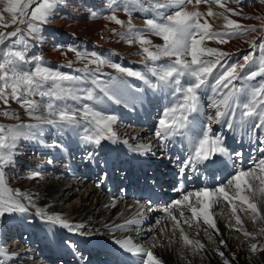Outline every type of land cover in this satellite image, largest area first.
<instances>
[{"label": "bare ground", "instance_id": "6f19581e", "mask_svg": "<svg viewBox=\"0 0 264 264\" xmlns=\"http://www.w3.org/2000/svg\"><path fill=\"white\" fill-rule=\"evenodd\" d=\"M78 1L73 0L71 2L75 9L71 10L74 20L67 19L65 21L60 18L56 20L55 32L61 35L64 41L76 42L83 40L86 42L84 38L87 36L92 40V42H89L90 47L101 49L109 47L116 49L118 52L121 51L120 53L125 52L119 62L124 63V60H132L135 63H142L144 69H147L145 65H148V63L143 64V60L147 58L143 53L138 54L140 53L139 46L131 48L123 46L125 43L122 42V39H120L122 46L103 44L102 38L107 34L109 38H112L110 30L115 29L116 26L109 25L110 23L106 24L104 20L96 25L90 24L85 20V14L82 10L85 4L78 3ZM100 2L102 0L95 1L94 10L98 9ZM221 2L225 5L224 8L220 7L215 0H209L208 3L199 5L194 0L185 8L183 6V11H199L202 14L198 18L199 22H207L212 27L209 28L210 31L215 33H223L219 29H226L225 16L241 24L254 25L257 31L244 40L234 37L223 41L219 38L210 40L206 38L202 44V47L217 48L219 51L232 54L227 58L229 65L235 62L242 63V57L245 54L255 52L256 56L259 53L258 46L253 48L254 41L257 45L264 42V0H221ZM109 5L108 2V5L103 9H108ZM225 8L232 9L241 15H232L230 12H226ZM209 9L215 15H209ZM99 10L101 9L99 8ZM244 17L251 18L246 19ZM103 22L105 23L104 28L102 27ZM22 26L17 21L16 25L8 32L15 31L17 27ZM9 39L0 44V60L3 55L2 48ZM153 40L155 43L158 42L156 39ZM161 43L159 41L157 44ZM54 45H56L54 41H50V45H41L39 55L52 61L59 60L60 53H54ZM203 58L210 59L211 57L205 56ZM161 59L170 61L169 58ZM171 59H174V57ZM163 61L161 63H166ZM254 65L250 63L240 73V76L242 78L246 77ZM121 75L124 74L121 73ZM261 79H264V77ZM237 82H235V86L239 88L240 85ZM243 84L239 105L241 111L246 98L250 99V97H247V90L257 83L246 80V83ZM125 89L127 97L122 99L121 103L115 104L105 100L99 106L101 110L105 111L106 115L117 116L116 123L112 125L116 137L115 142L104 141L99 148H96L95 151L98 155L91 162H86L84 159L85 152L92 150L91 147L83 145L78 137V132L71 127L63 132H58L51 126L43 124V133L36 140L27 137L29 129L22 128L19 129L21 139L16 143L18 147L14 150L4 149L7 157L9 152L14 156L12 165L5 169V187L11 190L13 196H15V191L19 189L21 193L20 202L23 205H31V210L33 208L35 211L39 210L44 215L42 217L59 216L72 225L82 224L84 226L82 229L83 235L73 234L64 228L68 235L75 239V246L69 251V259L62 261L61 264H113V262L114 264H144L149 251L153 252V255L162 261V264H223L219 252L224 253L230 264H264V250H260L264 246V241L259 238L260 235L264 238V232L261 231V229H264V194H259L258 183L260 180L258 182V179L255 180L254 178L252 181L254 192L245 193L252 202L258 205L261 216L255 219L250 210H246V205H241L239 201L235 200L230 203L221 197L220 202L210 209L215 228L206 225L202 216L193 219L188 207L184 205L174 206L172 203L176 199H182V196L188 192L198 191V188H192L181 196L177 193L174 184L169 185L168 207L163 210L160 206H151V210H149L148 202L141 197L138 189L145 184L151 185L153 182L162 186L165 179L172 178L175 173L178 174L179 156L176 155V150L180 148L174 149V143L171 141L164 150V156H161L159 152L161 141L155 136V130L158 127L159 106L166 102L162 90L159 88L152 89V91L148 89L149 92L143 95L131 86L130 81L125 84ZM168 92L172 95L173 90L169 89ZM198 95L200 96V104L202 103L204 106L202 109L205 113L204 121L206 122V111L214 114L213 109H207L210 102L207 97L211 95V92L205 86L199 90ZM41 102L43 112L49 115L46 102L44 100ZM174 102L176 101L172 95V103ZM17 111L20 118L16 122H24L25 110L20 106ZM76 116L81 119L82 123L84 122L80 114H76ZM53 117L58 118V115ZM189 119H191L189 126L192 127V116ZM0 121L10 123L7 120ZM40 124L36 123V125ZM135 124H137V128ZM213 130L214 132L223 133L224 143L230 153H243L242 167L246 168L248 164L256 165L259 159L264 157V154L257 150L259 145L255 143L252 133L241 137L240 133L234 129L225 131L223 125H213ZM201 133L195 131L190 138H198ZM83 134L84 132L81 129L80 135ZM180 137L187 139L185 135ZM124 141L128 143L125 144ZM189 146L192 147L190 141ZM149 147H151L149 153L144 156L138 155V151L143 152ZM58 159H61L59 165H57ZM49 160L52 163H48ZM220 160L222 163H217L216 167H213L215 172L220 173V175L224 174V178L231 176L234 173L232 170H234L235 162L227 157L220 158ZM253 160H255V163H253ZM15 162H17L16 165H14ZM106 164L114 166L127 164V169L124 170L129 171V173L126 175L124 170L116 171L111 177L103 180L102 175ZM137 167H139V170H137ZM212 173L210 172V174ZM257 173L258 171H255V174ZM258 175L264 177V172L261 171ZM98 181L101 183H98ZM226 182L227 179L224 184ZM124 183H127L130 194L135 195L133 199L122 195ZM78 189L82 191L78 193ZM226 191L229 192L230 197H234V187L226 188ZM3 194L7 196L9 193L6 191ZM258 194L260 199H258L259 196L257 197ZM76 195L79 197L73 198ZM26 196L31 197V203L28 199L22 198ZM72 198L75 200L70 201ZM232 203L237 206L236 216L232 214ZM189 204L199 208L195 197H190ZM241 208L245 211H241ZM181 209L183 210V217H181ZM237 216L241 221L239 225L236 224ZM173 217H175V220ZM23 220L26 219L23 218ZM129 221H133V223H129ZM151 222H154V224L150 225ZM0 223V243L2 244L5 233H8L13 240L12 242L9 241L11 243L8 244V249V246H6L8 242L0 246V264H38L39 261L35 260L34 257L31 258L32 262H21L23 253H27L29 250L24 245L16 246L17 241L12 232H6L11 230L9 226L15 225L14 220L11 218L4 219ZM48 223L54 229L53 233L57 227L61 226L60 224ZM245 232L250 233V235L245 236ZM84 236L110 241L111 247L115 251H111L110 247L97 246L90 240H86ZM117 240L126 242V248L131 250L121 248L115 242ZM195 241H199L200 244L194 243ZM220 241L225 243L221 244ZM79 242H83L84 247ZM252 243L257 244L258 250L256 252L251 250ZM200 245H203V247L201 248ZM136 249H142V251H136ZM40 251L43 252L44 250ZM233 254L236 257L235 260L232 259ZM46 258L42 261V264H55L54 256H46ZM8 259L11 260L8 261Z\"/></svg>", "mask_w": 264, "mask_h": 264}, {"label": "snow or ice", "instance_id": "6c2138e0", "mask_svg": "<svg viewBox=\"0 0 264 264\" xmlns=\"http://www.w3.org/2000/svg\"><path fill=\"white\" fill-rule=\"evenodd\" d=\"M209 0H195L197 5L201 3H208ZM220 7L225 5L221 0H215ZM57 0H0V20H3L2 13L11 14V21L19 25L27 26V33H23L21 27H17L15 31L3 33L0 32V44L4 43L6 39L16 37L12 41L14 45H23V50H9L4 53L5 63H0V69L3 70V75L0 76V81H3V88L11 89V99L20 103L26 108L30 117L41 121L40 125H18L16 128L9 127L8 137L0 135V150L2 149H16L17 137L19 129L27 128L29 132L27 137L36 140L43 133V124H47L58 132H63L65 129L71 127L78 132V137L83 145L90 146L92 150L86 151L84 159L86 162H91L98 153L95 151L104 141L115 142L116 134L112 130V125L116 123L117 116L105 114V111L100 108L90 106L83 101H91L94 105H102L104 100L119 104L122 99L127 97L125 89L126 80L118 79L112 76L106 80L101 79L100 66L105 64L117 69L118 72L125 74L127 77H134L143 81V84L148 88H169L173 89L172 95L176 102L171 106L165 107L163 116L158 120V127L155 130V136L161 141L160 154L164 156V150L171 139L178 135H185L187 137L186 129L189 125L190 116L197 112L200 107V96L198 90L207 86L211 95H208L210 101L207 109H213L214 114L206 111V122L201 135L198 138H189L192 148L186 153L185 158L179 164L178 169L181 178L191 169L193 172L199 171L201 168L207 170L217 163H222L221 156L233 160L234 174L227 180L226 184L209 189L201 187L198 191L188 192L182 196V199H176L172 203L174 206L184 205L188 207L192 213V218L198 216L203 217V222L215 228L213 223V215L210 214V209L220 202L222 197L230 203L235 200L239 201L241 205H246L247 209L253 214L254 219L261 216L257 203L252 202L250 197L245 193H253V179H259L261 184H264V177H256L255 169H245L242 167V152L230 153L224 143L225 137L222 132H214L213 125H223L225 131H238L241 137L252 133L255 136V143L259 145L257 150L264 154V79H261L254 87L247 90V97L250 99L244 102L240 110V95L242 87L237 88L235 82L242 79L240 73L250 64L255 63V52L245 54L242 59L243 62H235L230 65L227 63V58L232 54L228 52L219 51L215 48H205L202 44L206 38H219L225 40L237 35H243L247 32H256L257 28L254 25L242 26L237 21L228 19L225 16V28L228 31L223 33H215L209 30L210 26L207 22L200 23L199 19L201 13L199 11L187 12L183 10H176L174 13L168 14L166 11L173 6H180L192 3V0H167V2H159V0H148V3H142L141 8L143 12H152L155 18H146V30L153 36L162 39L163 44H152V41L140 32H135L129 28L126 33H120L122 39H127L128 43L133 42L135 36L142 46V50L147 55V59L156 62L162 57L170 59V63L166 65H159L156 67H147L150 76L142 74L141 71L132 70L121 66L118 63H112L107 58H101L99 54L93 52L94 57L90 63L96 64V69H89L87 65L83 69H76L75 71L84 73L81 75H72L63 73L58 69L54 70L47 66H42L36 63L34 70L25 68V64L29 63L26 60V53L29 47V41L43 40V26L48 23ZM31 8L29 14V8ZM111 7V5H109ZM120 6L117 5L116 9ZM113 9V12L116 11ZM123 11L131 17L132 12L129 11L127 4H125ZM226 12L232 15H241L234 12L232 9L225 8ZM209 15H215L209 9ZM93 15H96L93 13ZM117 25H123V21L118 19L115 14L108 17ZM250 19L251 17H244ZM7 26V25H5ZM115 31V30H113ZM144 45H151L155 51H150ZM259 47L261 51L260 68L259 71L253 70L247 74L243 79L255 80L256 77H264V42H253V48ZM57 47H61L58 45ZM71 50V49H70ZM77 58L81 56L79 51H76ZM208 56L210 59H204ZM174 59H171L173 58ZM190 58V59H189ZM34 61L40 62L43 60L41 56H35ZM68 68H72V63L67 64ZM104 77L108 74L104 73ZM187 77L192 83L186 87H181V78ZM152 78H155V82ZM89 80L91 86H89ZM95 89H99L96 92ZM137 92L141 89H136ZM102 93V95L100 94ZM178 94H182V100L177 99ZM39 96L48 98L51 101H60L61 104L54 108L53 103L47 104L49 115L44 116L37 114L40 108V102L29 99L31 96ZM0 99L7 105L9 96L6 91L0 90ZM74 101V104H68V101ZM81 106V107H78ZM77 112L82 113L83 123L81 119L76 116ZM58 114V119L51 118ZM4 117H10L11 114L7 111L0 113ZM18 119V117H16ZM81 129L84 134L80 135ZM5 131V126L0 124V133ZM91 133V134H89ZM26 137V138H27ZM127 144V141H124ZM59 146V145H55ZM151 151V147L143 152L138 151V155H146ZM14 156L11 152L8 153V158L3 153H0V217L12 213H27L28 209L20 202L21 193L19 189L15 191V196L11 190L5 187L6 167L12 165ZM48 163H52L51 160ZM255 163V160H253ZM262 172H264V159H259L257 165ZM37 175L39 173H36ZM98 183H101L98 181ZM234 187V197L229 196L226 188ZM8 192L4 196V192ZM264 192V188L261 189ZM190 197L196 198V203L199 208L189 204ZM32 202L30 196L22 197ZM149 210H151V203L149 201ZM232 214L236 216L237 206L232 203ZM241 211L245 209L241 208ZM170 214V213H169ZM37 216L43 214L37 210ZM181 217H183V210L181 209ZM175 220V217H173ZM42 223L51 222L53 224H60L69 232L77 235H83L82 229L84 226L72 225L66 220H62L59 216H47L46 219L41 220ZM133 223V221H129ZM236 224H241L239 217H236ZM119 227V226H118ZM219 230L217 229V232ZM264 232V229H261ZM245 236L250 233L245 232ZM186 239V238H185ZM121 248H126V242L119 240L115 241ZM69 243V246L72 245ZM194 243L200 244L199 241ZM224 244V241H220ZM202 248L203 245H200ZM126 250H131L126 248ZM251 250L256 252L258 250L257 244H251ZM260 250H264V246ZM142 251V249H136ZM223 259V264H230L228 258L224 256L223 252H219ZM236 259L235 254L232 257ZM144 264H162L153 252H147V259Z\"/></svg>", "mask_w": 264, "mask_h": 264}, {"label": "rangeland", "instance_id": "374dc122", "mask_svg": "<svg viewBox=\"0 0 264 264\" xmlns=\"http://www.w3.org/2000/svg\"><path fill=\"white\" fill-rule=\"evenodd\" d=\"M89 1H90V3H89ZM91 1L92 0H87V1L86 0L85 1L84 0L83 1L79 0L78 1V3H82V4L86 5V6L84 5L83 8H82V10H83V12L85 14V20L88 21L90 24H94V25H96L97 23L102 22V20H104V22L106 24L110 23L109 25L112 24L114 27L116 26V28L118 30L117 31L116 28L115 29L114 28L111 29L110 30V34H111L110 36H112V38H109V36L107 34V36H104L102 38L103 44H106V45L107 44H113V45H116V46H118V45L122 46L121 42H120V39H122V38H121V36L119 34L120 33H126L129 28H132L135 32L142 33V35L146 36L147 38H149L152 41L153 45L157 44L159 41H161L162 42L161 44H163V41L161 40V38L151 35L146 30V24H145L146 18H155L154 13H152V12H143L142 11L141 4L142 3H148V0H122V3H120V0H112L111 4L113 3L115 6H117V5L120 6L118 9H116L115 12H113L114 8L112 9L111 7L108 8V12L104 11L105 9H107V8L103 9V7L108 5L107 0H102V2L99 3V6H98L97 10H99V8H100L103 11L94 10V7H95L94 3H95L96 0H94L92 3H91ZM192 1H194V0H192ZM71 2H73V0H57V3H56L55 8H54V11H53L48 23L43 26V40H32V41H29L28 51L26 53V60L29 61V63L25 64V68L34 70L36 63H40L42 66H47V67H49L51 69H54V70L58 69L59 71H61L63 73H69V74H72V75H81V76H83L84 73L78 72V71H75V70L76 69H83L85 67V65H87L89 69H96L97 68L96 64L90 63V61L94 59V57L91 55L93 52L99 54L101 58L109 59L112 63H118V64L122 63V62H119V60H121V56L125 52L120 53L121 51L118 52V51H116V49L109 48L108 46H107L108 47L107 49H101V48H97V47H95L96 49L92 48V47H90V44H89V42H92V40H90L89 37H87V36L84 38V40H86V42L83 41V40H79V41H76V42H73V41L72 42H67V41H64V39L61 37V35H59L58 33L55 32V28L57 27V26H55L56 23H57V21H56L57 19L60 18V19H64L65 21L67 19H70L71 21L75 19L74 15L71 13L72 9L75 10L74 6L71 5ZM159 2H167V0H159ZM125 4H127L128 8H129V11L132 12L131 17H129V15L126 14L123 11V8H124ZM187 5L188 4L180 5L178 7L177 6H173L170 9L160 10V11H166L168 14H171V13H174V11H176V10H184V8ZM183 6H184V8H183ZM32 7H35V5H31L30 6V8L28 10L29 14L31 12V8ZM0 8H2V5H0ZM93 13H95L96 15H93ZM113 14H115L118 19H120V20H122L124 22L122 26L121 25H117L114 21H111L108 18V17H110ZM2 15H3V20H0V32H3V33L6 34L8 32V30L13 28L16 24L12 23L11 14L2 13ZM105 23L102 25L103 28L105 26ZM238 23L240 25H242V26L252 25V24H246L245 25V24H241L240 22H238ZM5 25H7V26H5ZM210 28H212V27L210 26ZM21 29H22L23 33H25V34L27 33L26 24L23 25L21 27ZM113 30H115V31H113ZM219 30H221L223 32L224 31H228L227 29H219ZM254 33L255 32H247V33H245L243 35H237V36H233V37L237 38V39L241 38V39L244 40V39H246L248 37H251ZM15 39H16V37H12L11 39H9L7 44L2 48L3 55H2V58L0 60V63H5L6 62L5 61V57H4V53L8 52L9 50H23V48H24L23 45L17 46V45L12 44V41L15 40ZM132 39H133V42L131 44L128 43L127 39H122L123 40L122 42L125 43L123 46H127V47H130V48L134 47V46H136V47L139 46V52L140 53H138V54L143 53L146 56V58H147L146 53H144L143 50H142V46L139 43V40L135 36H133ZM153 39L158 40V42L155 43ZM208 40H210V39H208ZM216 40H219V39H216ZM50 41H54V44H56V45H54L55 46L54 47V50H55L54 53L59 52L60 53V55H59L60 59L57 60V61L56 60L52 61L49 58L42 57L43 58L42 61H40V62L34 61L33 58L35 56L39 55V50H40L39 47L41 45H43V44L44 45L45 44L46 45H50ZM58 45H60L61 47H57ZM143 47H148L150 51H155V49L151 45H144ZM215 49H217V48H215ZM76 51H79L81 53V56L79 58H77ZM162 58L163 59H168L166 57H162ZM255 59H256L255 60L256 64L260 67L261 51H259V53L255 56ZM124 61H125L124 63L120 64L121 66L123 65V67L130 68L132 70L141 71L142 74H144V73H147V75L150 74V73L147 72V69H144V66L141 65L142 63H135L132 60H129V61L124 60ZM161 61H163V60L160 59V60H158L156 62H152V61H150L148 59H145V60H143V64H147L148 63V66H150V67H156V66H159L161 64L162 65H166L167 63H170V61H167V60L163 61V62H166V63H161ZM69 62L72 63V68H68L67 67V64ZM256 64L253 66V68L256 66ZM108 68H109V70H107ZM257 69H258L257 71H259V68H257ZM104 73H107L108 76L104 77L103 76ZM99 74L101 76L102 81L106 80V79H108V78H110L112 76H115L118 79H123L121 73L118 72L117 69L112 68L108 64L100 66V73ZM2 75H3V70L0 69V76H2ZM125 77H126V79H125L126 80V84H127V82L130 81L131 86H133V88L135 90L136 89H141V91H139V93L145 95L146 93L149 92L148 91V87L143 85V81L142 80H139V79L134 78V77H127V76H125ZM260 77L261 76H259V78ZM182 79L183 78H181V81L183 83L184 80H182ZM241 81H243V79L239 80L240 84L242 83ZM190 83H192V81ZM190 83H187L185 85L187 86ZM138 84H139V86H138ZM89 86H91L90 80H89ZM169 89L173 90L172 88H169ZM0 90L6 91V94L9 96L7 105L5 104V102L2 99H0V113H3L4 111H7V112H9L11 114L10 117H4L3 115H0V120H4V121L7 120V121L10 122V123H8V122H1L0 121V124L3 123V125L5 126V131L3 133H0V135H4L6 137V142H8L7 141V137H8L9 134H8L7 129L9 127H12V128L15 129L16 126L21 125V124H23V125H36V123L37 124L38 123H42L41 121L30 117L29 114H28V111L26 110V108L24 106H22L20 103H17V102H15V101H13L11 99V89L8 88V89L5 90L3 88V81H0ZM199 90H198V94H199ZM28 98L40 102V108H39L37 114H40V115L44 114V116H48L47 113L43 112V105H42V102H41L42 101L41 97H39L37 95V96H31V97H28ZM177 99H181L182 100V94H178ZM43 100L46 102V104L53 103L54 108H56L58 105L61 104L60 101H51L48 98H43ZM85 101H83V102H85ZM67 103L68 104H74L75 102L69 100ZM88 104H90V106H93V104H91V103H88ZM20 106L22 107V109L25 110V112H24L25 113L24 114V122H16L20 118L17 115V113H18L17 108L19 109ZM78 107H81V106H78ZM96 108H99V106H97ZM45 112H47V111H45ZM76 114H80L82 116L81 112H77ZM16 117H18V119ZM51 118L58 119V118H55L53 116ZM47 126H49V125H47ZM135 126L137 128V124H135ZM17 138L18 139L16 140V143H18L19 139H21L20 135H18ZM0 152L3 153L6 156V153H5L6 151H4V149L0 150ZM6 158H8V157L6 156ZM16 164H17V162L14 163V165H16ZM255 176H257V174H255ZM255 180H257V179H255ZM257 181L259 182V179ZM258 185H259V194L260 193L264 194V192H261V189L264 188V184H261L259 182ZM81 191H82L81 189H78V193H80ZM259 194L257 195V197L259 196ZM78 197L79 196L76 195L73 198H78ZM73 198L70 201L75 200ZM258 199H260V196L258 197ZM24 205L28 209L29 216H28V213H24L26 215L21 214V213H12L10 215L6 214L5 216L0 217V222L1 221L3 222L4 219L13 218V219L16 220L18 217H26V216H27V220L28 221H32V217L33 218L34 217L35 218L38 217V219H42L41 216H37V210L35 211L34 208L31 210V205H28V204H24ZM44 219H46V217ZM153 224H154V222H151L150 225H153ZM6 232H8V230ZM4 235H5V237H4V240H3L2 244H1V246L4 245L7 242L6 241L7 234H4ZM259 238H260V240L263 239V241H264V238H262V235H260ZM8 260H11V259H8ZM38 260H40V259H38Z\"/></svg>", "mask_w": 264, "mask_h": 264}]
</instances>
